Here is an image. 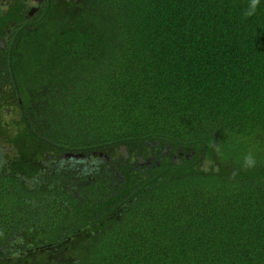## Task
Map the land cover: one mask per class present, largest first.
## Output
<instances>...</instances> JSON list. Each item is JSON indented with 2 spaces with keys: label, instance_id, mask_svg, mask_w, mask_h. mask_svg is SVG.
<instances>
[{
  "label": "trees",
  "instance_id": "1",
  "mask_svg": "<svg viewBox=\"0 0 264 264\" xmlns=\"http://www.w3.org/2000/svg\"><path fill=\"white\" fill-rule=\"evenodd\" d=\"M25 7L0 9V264H264V0Z\"/></svg>",
  "mask_w": 264,
  "mask_h": 264
},
{
  "label": "flooded vegetation",
  "instance_id": "2",
  "mask_svg": "<svg viewBox=\"0 0 264 264\" xmlns=\"http://www.w3.org/2000/svg\"><path fill=\"white\" fill-rule=\"evenodd\" d=\"M50 1L57 0H25V4H28V12L26 14L27 18L37 19L40 22H45L47 19V6L50 4ZM25 4H23L20 0H0V9L2 10L5 7L15 8L16 6L22 5V8H18V13H21V10H26ZM14 23V22H11ZM24 30L29 29L32 26L20 24ZM5 35L2 36L0 43L8 44L11 37L13 36V32L11 30L5 29Z\"/></svg>",
  "mask_w": 264,
  "mask_h": 264
},
{
  "label": "clouds",
  "instance_id": "3",
  "mask_svg": "<svg viewBox=\"0 0 264 264\" xmlns=\"http://www.w3.org/2000/svg\"><path fill=\"white\" fill-rule=\"evenodd\" d=\"M185 20V18L183 19ZM260 28L264 31V16L261 18V21H260ZM11 31L14 33L15 32V28H12ZM19 40V37L16 38V40L14 41V43H17V41ZM73 154V153H72ZM75 154H78V153H75ZM81 154V153H80ZM84 157V156H83ZM82 157V158H83ZM181 157H182V153H180V159L181 160ZM65 158H68V159H72V157H69V156H65ZM90 160L91 157H88ZM186 158H188V156H186ZM80 159V158H79ZM77 159V160H79ZM108 159V157H107ZM153 157L152 156H148L145 160L143 161H140L141 163H139V165L143 166V165H146V166H149L151 165V161H152ZM72 160H75V159H72ZM173 160H177V157H174ZM76 161V160H75Z\"/></svg>",
  "mask_w": 264,
  "mask_h": 264
},
{
  "label": "water",
  "instance_id": "4",
  "mask_svg": "<svg viewBox=\"0 0 264 264\" xmlns=\"http://www.w3.org/2000/svg\"><path fill=\"white\" fill-rule=\"evenodd\" d=\"M64 156H69V157H72V159H75V160H77V159H79V158H82V157H83V155H82V154H80V153H78V154H72V153H68V154H66V155H64Z\"/></svg>",
  "mask_w": 264,
  "mask_h": 264
}]
</instances>
